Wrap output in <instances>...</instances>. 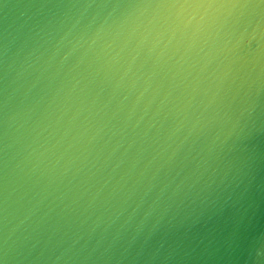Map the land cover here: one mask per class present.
I'll list each match as a JSON object with an SVG mask.
<instances>
[{
	"label": "water",
	"instance_id": "1",
	"mask_svg": "<svg viewBox=\"0 0 264 264\" xmlns=\"http://www.w3.org/2000/svg\"><path fill=\"white\" fill-rule=\"evenodd\" d=\"M0 264H264V0H0Z\"/></svg>",
	"mask_w": 264,
	"mask_h": 264
}]
</instances>
